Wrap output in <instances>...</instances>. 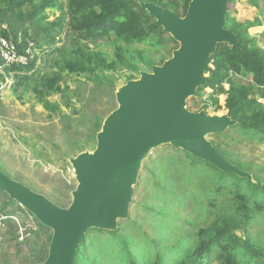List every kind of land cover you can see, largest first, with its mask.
Segmentation results:
<instances>
[{"label":"rangeland","instance_id":"rangeland-1","mask_svg":"<svg viewBox=\"0 0 264 264\" xmlns=\"http://www.w3.org/2000/svg\"><path fill=\"white\" fill-rule=\"evenodd\" d=\"M11 3L0 0V39H22L28 62L20 76L9 78L0 100V171L67 208L76 187L66 173L68 160L94 149L103 120L116 107V89L160 66L178 44L166 34L137 45L111 35L77 40L64 9L47 14L45 23L58 17L61 23L46 35L26 19V6L19 20L16 2ZM172 4L183 16L181 0ZM226 19L227 29L264 55V0H230ZM141 23L147 28L154 20L146 14ZM209 65L222 69L219 62ZM232 77L247 95L243 122L248 127H231L208 141L251 181L207 169L169 145L155 149L143 164L128 218L118 221L114 232L90 230L74 264H158L157 257L161 264H193L200 241L214 236L216 223L231 225L264 255V86L250 73ZM225 83L224 93L197 90L186 109L226 115L230 90ZM51 237L50 229L0 191V264H42ZM236 250L240 264H264L262 255L257 259L241 246ZM217 254L211 248L203 264H217Z\"/></svg>","mask_w":264,"mask_h":264},{"label":"water","instance_id":"water-1","mask_svg":"<svg viewBox=\"0 0 264 264\" xmlns=\"http://www.w3.org/2000/svg\"><path fill=\"white\" fill-rule=\"evenodd\" d=\"M228 4L229 0H190L183 16L152 3L139 4L178 47L160 66H152L116 89V107L103 120L94 149L68 160L76 187L67 208L0 171V191L52 231L42 264H74L91 229L116 231L118 221L129 216L144 162L162 146L251 180L249 173L227 162L208 141L237 122L228 115L186 109L187 101L204 85L218 46H239L237 36L226 28Z\"/></svg>","mask_w":264,"mask_h":264},{"label":"trees","instance_id":"trees-1","mask_svg":"<svg viewBox=\"0 0 264 264\" xmlns=\"http://www.w3.org/2000/svg\"><path fill=\"white\" fill-rule=\"evenodd\" d=\"M11 1L12 3L16 2V9L18 10L17 18L19 20H23L24 17L21 9L26 6L30 11L26 19L32 21L36 27L46 35L50 34L54 28L60 27L61 23L59 17L53 23H45L47 14L51 11L59 12L64 9L65 13L66 10L68 11L67 15L69 19L71 18L69 22V30L75 39L85 40L87 38L93 39L100 36L111 35L116 40L128 45L142 44L163 36L162 32H156L158 27L155 26L154 23L147 28H143L141 22L147 13L139 7L140 3H152L164 7L165 9L167 8L173 12H178V4H172L174 0H65L66 8L63 7L61 0ZM189 1L190 0H181L183 15L186 12ZM12 3L10 5H13ZM231 31L237 36L239 46L231 47L227 44L218 46L217 51L211 57L209 64H211V62H219L222 65V69H220V67H216L215 69L209 67L205 73L208 78L204 79V85L199 88L198 91L215 89L216 94L224 93L225 88L223 83L226 82L225 84H228L227 86L230 90V97L226 106V115L237 122V125L234 127L242 126L245 128L248 127V125H244L243 122L244 111L249 103L246 101L247 95L246 92L244 93V89L241 88V86L235 87L237 83L232 75L243 77V74L250 73L253 75V81L255 84L264 86V55L261 56V53L258 50H252L244 44L247 42L242 40L240 33L235 32L234 30ZM22 34H24V32ZM22 45L23 42L21 46ZM22 69L25 68L20 67L18 68V71H21ZM20 75L21 74H18L17 76ZM216 77H219L216 86H209L208 80L210 79L211 81H214ZM188 156H190L193 161L200 163L203 167L213 169L221 175L225 174L234 176L239 180L251 181L219 171L214 166L197 159L190 154H188ZM240 212L245 219L249 218L250 211L246 206H242ZM200 233L202 234V231H200ZM238 246L242 247L246 256L259 259L262 255L261 251L254 246L251 241L246 239L243 240L238 237L232 231L231 225H228L227 223L218 225V223H216L214 236L209 240H206L204 237V239L200 241L194 253L193 264H203L206 257L204 254L211 250V248L217 249V264H240L239 255L236 250V247ZM263 257L264 255H262V258ZM156 259L158 264H161L160 258L157 257Z\"/></svg>","mask_w":264,"mask_h":264},{"label":"built area","instance_id":"built-area-1","mask_svg":"<svg viewBox=\"0 0 264 264\" xmlns=\"http://www.w3.org/2000/svg\"><path fill=\"white\" fill-rule=\"evenodd\" d=\"M22 42L24 41L19 37L0 39V100L6 92L4 89L9 78L11 79L12 75L14 77L20 74L18 68L27 65L25 62H28V50L23 49L22 51L20 49ZM66 173L74 181V173L70 165L66 169Z\"/></svg>","mask_w":264,"mask_h":264},{"label":"bare ground","instance_id":"bare-ground-1","mask_svg":"<svg viewBox=\"0 0 264 264\" xmlns=\"http://www.w3.org/2000/svg\"><path fill=\"white\" fill-rule=\"evenodd\" d=\"M75 262V261H74Z\"/></svg>","mask_w":264,"mask_h":264}]
</instances>
